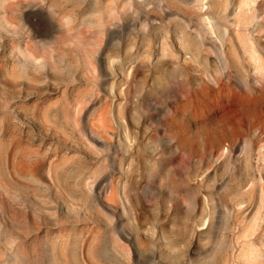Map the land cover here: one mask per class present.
<instances>
[{"label":"rangeland","instance_id":"obj_1","mask_svg":"<svg viewBox=\"0 0 264 264\" xmlns=\"http://www.w3.org/2000/svg\"><path fill=\"white\" fill-rule=\"evenodd\" d=\"M0 264H264V0H0Z\"/></svg>","mask_w":264,"mask_h":264}]
</instances>
